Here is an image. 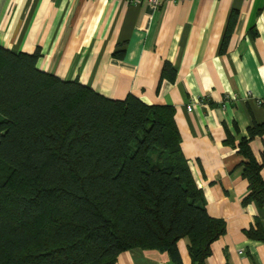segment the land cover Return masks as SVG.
<instances>
[{
	"label": "trees",
	"instance_id": "trees-1",
	"mask_svg": "<svg viewBox=\"0 0 264 264\" xmlns=\"http://www.w3.org/2000/svg\"><path fill=\"white\" fill-rule=\"evenodd\" d=\"M231 13L222 49L233 28ZM39 54L0 45V264H114L139 247L204 264L226 231L211 217L180 148L170 105L105 97L37 67ZM238 143L243 204L264 205L249 140ZM264 241V230H245Z\"/></svg>",
	"mask_w": 264,
	"mask_h": 264
},
{
	"label": "crops",
	"instance_id": "crops-1",
	"mask_svg": "<svg viewBox=\"0 0 264 264\" xmlns=\"http://www.w3.org/2000/svg\"><path fill=\"white\" fill-rule=\"evenodd\" d=\"M236 11L225 49L231 13ZM0 45L37 52V67L111 99L170 105L180 148L211 217L226 223L204 264H264V205L243 204L248 182L238 143L264 124V0H0ZM191 106V111L188 107ZM264 161V133L249 140ZM264 180V165L260 170ZM188 238L177 242L192 264ZM114 264H173L135 247Z\"/></svg>",
	"mask_w": 264,
	"mask_h": 264
},
{
	"label": "built area",
	"instance_id": "built-area-1",
	"mask_svg": "<svg viewBox=\"0 0 264 264\" xmlns=\"http://www.w3.org/2000/svg\"><path fill=\"white\" fill-rule=\"evenodd\" d=\"M127 2H132V3H141V2H146L149 6L152 8H157L159 7L165 0H125ZM172 1H180V0H172ZM191 106L188 107V111H191Z\"/></svg>",
	"mask_w": 264,
	"mask_h": 264
}]
</instances>
